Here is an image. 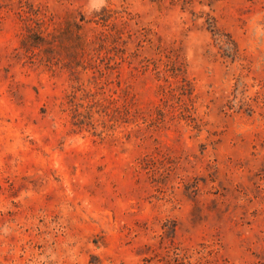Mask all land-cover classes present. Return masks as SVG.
Wrapping results in <instances>:
<instances>
[{
    "label": "rangeland",
    "instance_id": "374dc122",
    "mask_svg": "<svg viewBox=\"0 0 264 264\" xmlns=\"http://www.w3.org/2000/svg\"><path fill=\"white\" fill-rule=\"evenodd\" d=\"M0 264H264V0H0Z\"/></svg>",
    "mask_w": 264,
    "mask_h": 264
}]
</instances>
